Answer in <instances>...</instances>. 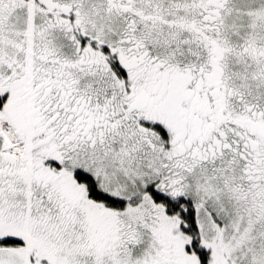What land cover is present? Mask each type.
I'll return each instance as SVG.
<instances>
[{
    "label": "snow or ice",
    "instance_id": "6c2138e0",
    "mask_svg": "<svg viewBox=\"0 0 264 264\" xmlns=\"http://www.w3.org/2000/svg\"><path fill=\"white\" fill-rule=\"evenodd\" d=\"M0 264H264V0H0Z\"/></svg>",
    "mask_w": 264,
    "mask_h": 264
}]
</instances>
